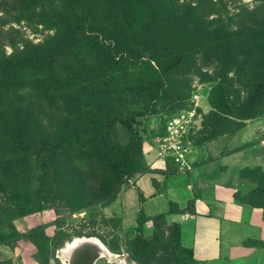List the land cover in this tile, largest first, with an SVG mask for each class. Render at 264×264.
Returning <instances> with one entry per match:
<instances>
[{
  "label": "trees",
  "instance_id": "obj_1",
  "mask_svg": "<svg viewBox=\"0 0 264 264\" xmlns=\"http://www.w3.org/2000/svg\"><path fill=\"white\" fill-rule=\"evenodd\" d=\"M12 1L17 13L29 20L38 6L48 2L40 12L43 25L37 26L52 32L33 43L11 29L17 37L9 42L12 52L6 55L2 43L11 33L0 31V194L4 197L0 246L14 249L28 241L37 249L32 258L38 264H48L43 259L48 260L52 246L57 250L62 245L53 243L56 234L48 237L43 227L27 233L15 228L16 220L44 210L41 202L24 197L28 189L35 185V191L41 190L52 183L56 192L67 196L65 203H72L70 196L76 192L81 199H76L74 209L85 210L89 188L80 163L90 160L94 176L109 175L102 189L104 200L111 203L121 190L123 183L112 194L122 178L147 171L140 126L171 100L186 97V83L179 78L197 60L215 64L221 74L208 95L211 110L201 114L192 136L195 148L238 130L228 128L230 121L241 129L245 121L262 118L264 0H254L253 8H238L225 20L228 13L222 0L182 5L179 0ZM213 15L218 19H209ZM234 84L245 90L244 98L233 90ZM231 95L236 96L234 103L229 102ZM29 96L38 98L51 113L50 126L24 105ZM163 130L152 134V139ZM101 163H106L105 168ZM39 170L43 174L36 177ZM75 180L78 183L71 189ZM258 203L249 206L260 208L264 217V206ZM145 223L141 215L138 233ZM157 225L169 230L167 241ZM58 233L64 231L59 228ZM134 243L138 256L146 255L150 247L158 249L163 254L159 264H198L192 251L182 247L180 228L166 227L162 217L154 219L150 241L138 235ZM133 260L137 262V257Z\"/></svg>",
  "mask_w": 264,
  "mask_h": 264
},
{
  "label": "crops",
  "instance_id": "obj_2",
  "mask_svg": "<svg viewBox=\"0 0 264 264\" xmlns=\"http://www.w3.org/2000/svg\"><path fill=\"white\" fill-rule=\"evenodd\" d=\"M209 110L207 106L201 112ZM156 125L155 119L148 120L149 138L143 144L146 173L122 187L105 210L125 231L135 228L141 215L149 231L156 217H162L166 227L177 225L182 247L192 251L198 264H264L263 211L235 197L249 189L243 172L264 174V117L194 148L189 156L193 168L186 173L157 156L152 143ZM25 219L16 220L15 228ZM11 250L17 251V246ZM11 264L38 263L26 255Z\"/></svg>",
  "mask_w": 264,
  "mask_h": 264
},
{
  "label": "rangeland",
  "instance_id": "obj_3",
  "mask_svg": "<svg viewBox=\"0 0 264 264\" xmlns=\"http://www.w3.org/2000/svg\"><path fill=\"white\" fill-rule=\"evenodd\" d=\"M179 1L180 5L184 3H191V0ZM253 1L254 0H222V5L226 7V13L228 14L224 16L225 13L223 10H220L219 14H224L223 20H225L227 15L231 16L236 14L238 12L237 9L240 7L248 6L253 8ZM13 2L14 1L12 0H0V31H3L4 33H11L9 34L11 37H7L2 43V50L6 53V55H9L12 52L9 42H13V39L17 37L15 33H12L11 29L19 30L24 39L33 43L42 42L47 36L52 35V32L49 30L47 31L43 26H41L44 21L41 20L40 12L42 8H46L48 2L45 3L46 5H44V7L41 8V6H38L36 8L35 15H32L31 20H29L28 16L25 17L17 13L18 8L15 4H13ZM262 10H264V8H262ZM209 19L217 20L218 18L213 15ZM38 24L41 25L37 26ZM220 74L221 70L215 64L206 65V62L197 60L190 72L179 78V81L186 83L184 89L186 97L180 98L178 101H175V99L171 100L167 104V107H165L159 115L145 120L140 126V130L142 131L144 138H149L147 129L148 120L155 119L157 124L156 130L161 131L169 118H172L179 112L190 109V99L195 93L202 97L199 102V107L201 110L206 111L207 106H210L208 103V95L211 88L215 84L214 82H218L217 78ZM232 87L234 91H240L241 98L246 96L245 90L238 84H234ZM235 98V95H231L229 97V102L234 103ZM24 105L32 107L46 126H50L52 124V121H49L51 120V113L49 114L48 109L43 107V105L38 101V98L31 96L26 97ZM210 110L208 112H210ZM260 117H264V112L260 114ZM55 121L57 122L58 120L56 119ZM228 128H238L239 130L238 123L236 124L231 121L228 124ZM238 130L236 129L234 132ZM152 143L154 144V141H152ZM95 155L96 153L94 156ZM89 163L90 160H85L80 163L84 173L82 178L86 180L89 188L85 194L86 204H88L87 209L81 211L74 209L75 206H77V204L74 206V203L77 202L76 199H81L78 195H76V192H73L72 197L70 196V201H72V203L68 204L64 201V199L67 198L65 193L63 191L56 192V185H52V183H50V186L48 183L44 185L45 187L43 189L36 191L35 185H33L34 187L30 190L28 189L24 197L29 199L32 203L41 202L44 210L36 214L28 215L25 217V220L16 222L15 225L18 231L20 233H27L37 227H43L46 234L51 236L56 234V236L52 238V241L53 243L57 245L60 244L62 246L57 250H54V246H52L48 260L43 259L48 262V264H63L60 258V250L76 238L96 239L112 253L126 256L130 262L135 264H159L158 260L163 257V254L158 249H151L150 247V249L147 250L146 255L138 256L137 245L134 243V240L138 235L142 240L150 241L154 233V226L150 231L143 228L140 233L136 231V227L126 231L122 230L118 221L109 214V211L105 210V207L110 204V202L107 203L104 200L105 196L103 198V192L105 191H103L102 187L105 185V181H109V175L106 177L94 176L90 172L92 166H89ZM105 164L101 163L99 166L105 168ZM107 168L108 166L106 165V169ZM34 169L36 168L34 167ZM35 174L36 177H41L43 172L39 170ZM136 176L137 174L129 180H127L126 177L122 178V181L114 187L112 194L121 183H123L122 187L129 185L130 181ZM242 177L247 181L246 183L249 186V189L247 188L242 196L236 194L238 201L245 205H254L258 203V201H256V199H258V204L264 206V176L259 172H243ZM52 182L54 183L53 180ZM77 183V180H75L74 184L70 188L72 189L75 187ZM49 187H52V190L47 192V189H50ZM3 203L4 197L0 194V205L4 206ZM9 222L10 221L8 220L7 225H5L6 227L3 226L4 230L9 227ZM27 222H29V224ZM59 228L64 231V234L58 233ZM155 229L158 233L164 231V238L162 240H168L169 230L165 229L162 225H157ZM0 249L3 250L0 251V257L4 256L3 259H0V264H11V260H16L18 256L24 257L26 255L33 256L37 254V249L31 246L28 241L19 242L17 244V251H12L11 248L6 245L0 246ZM136 257L137 262L133 260ZM96 264L109 263L107 260L101 259Z\"/></svg>",
  "mask_w": 264,
  "mask_h": 264
},
{
  "label": "built area",
  "instance_id": "obj_4",
  "mask_svg": "<svg viewBox=\"0 0 264 264\" xmlns=\"http://www.w3.org/2000/svg\"><path fill=\"white\" fill-rule=\"evenodd\" d=\"M200 98L199 94H193L190 109L167 120L163 133L154 138L157 156L169 159L181 173L189 172L193 168L189 156L195 148L192 136L199 129L201 121L198 104Z\"/></svg>",
  "mask_w": 264,
  "mask_h": 264
},
{
  "label": "bare ground",
  "instance_id": "obj_5",
  "mask_svg": "<svg viewBox=\"0 0 264 264\" xmlns=\"http://www.w3.org/2000/svg\"><path fill=\"white\" fill-rule=\"evenodd\" d=\"M80 245H88L94 249L92 259L74 261V251ZM60 258L63 264H96L99 260L105 259L109 264H135L130 262L126 256L116 255L110 252L104 245L96 239L76 238L67 244L60 252Z\"/></svg>",
  "mask_w": 264,
  "mask_h": 264
},
{
  "label": "water",
  "instance_id": "obj_6",
  "mask_svg": "<svg viewBox=\"0 0 264 264\" xmlns=\"http://www.w3.org/2000/svg\"><path fill=\"white\" fill-rule=\"evenodd\" d=\"M94 249L89 248L88 245H80L74 251V261L83 260L85 258L92 259Z\"/></svg>",
  "mask_w": 264,
  "mask_h": 264
}]
</instances>
